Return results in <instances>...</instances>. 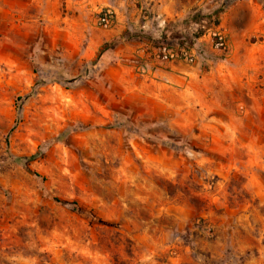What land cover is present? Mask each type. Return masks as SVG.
I'll use <instances>...</instances> for the list:
<instances>
[{
	"label": "rangeland",
	"instance_id": "rangeland-1",
	"mask_svg": "<svg viewBox=\"0 0 264 264\" xmlns=\"http://www.w3.org/2000/svg\"><path fill=\"white\" fill-rule=\"evenodd\" d=\"M48 1L0 0V264H264V0H174L219 72L188 113L104 76L121 39L89 71L108 43Z\"/></svg>",
	"mask_w": 264,
	"mask_h": 264
},
{
	"label": "crops",
	"instance_id": "crops-1",
	"mask_svg": "<svg viewBox=\"0 0 264 264\" xmlns=\"http://www.w3.org/2000/svg\"><path fill=\"white\" fill-rule=\"evenodd\" d=\"M50 1L53 2L54 17L58 18L61 9L58 2L61 0ZM63 3L65 9L71 12L70 22L88 25L96 32L90 39L86 56L93 58L105 43L122 40L113 48V57L118 59L117 62L106 66L104 73L114 83L120 84L122 89L136 92L139 97L158 107L184 113L192 109L198 97L211 92L213 96L217 94V69L202 71L198 62L160 64L145 61V51L160 40L169 25L184 16L183 12H177L174 0H64ZM106 9L114 13L113 23L108 29L100 28L97 24L98 14ZM143 12H148L146 18ZM136 34H142L145 38L142 41L123 40L126 35ZM146 37L152 41H147Z\"/></svg>",
	"mask_w": 264,
	"mask_h": 264
},
{
	"label": "built area",
	"instance_id": "built-area-1",
	"mask_svg": "<svg viewBox=\"0 0 264 264\" xmlns=\"http://www.w3.org/2000/svg\"><path fill=\"white\" fill-rule=\"evenodd\" d=\"M148 15L143 13V17ZM114 20V13L111 9L101 11L97 17V24L101 28L108 29L111 27ZM145 61L153 63H168L173 61H181L187 64H192L195 61V56L192 47L187 43L184 45L180 42L169 41L167 43H156L150 50L145 51Z\"/></svg>",
	"mask_w": 264,
	"mask_h": 264
},
{
	"label": "trees",
	"instance_id": "trees-1",
	"mask_svg": "<svg viewBox=\"0 0 264 264\" xmlns=\"http://www.w3.org/2000/svg\"><path fill=\"white\" fill-rule=\"evenodd\" d=\"M228 5H226V4H222V5H220V7H218L217 9H216V11H215V14H216V17H217V19H216V21H215V23H214V26L215 27H218L219 26V20H218V18H219V16L221 15V14H223L224 13V11H225V9H226V7H227ZM204 35V33L202 32V33H197L196 35H194V39L195 40H198V39H200L202 36ZM139 40V41H142L144 38L143 37H141V36H139V35H136V36H125V37H123V40H127V41H129V40ZM118 40H115L114 41V43L115 42H117ZM147 41H152L151 40V38H147ZM170 41V35H169V33H168V31H164L163 33H162V35H161V38H160V40L157 42V44L158 43H167V42H169ZM180 44H182V45H184V43L182 42H180ZM113 45V42L112 43H108V44H106L105 45V48L99 53V55L97 56V58L95 59V61L90 65V68L88 69L89 71H93V72H95V71H97L101 66H102V63H103V61L105 60V54H106V52H108L109 50H110V48H111V46ZM71 83H74L75 82V80H71L70 81ZM58 202V201H57ZM62 204H65V203H62Z\"/></svg>",
	"mask_w": 264,
	"mask_h": 264
}]
</instances>
